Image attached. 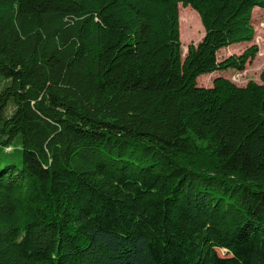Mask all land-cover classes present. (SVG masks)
I'll list each match as a JSON object with an SVG mask.
<instances>
[{"label": "trees", "instance_id": "trees-1", "mask_svg": "<svg viewBox=\"0 0 264 264\" xmlns=\"http://www.w3.org/2000/svg\"><path fill=\"white\" fill-rule=\"evenodd\" d=\"M205 35L182 59L181 7ZM264 0H0V264H264ZM225 251L226 257H220Z\"/></svg>", "mask_w": 264, "mask_h": 264}, {"label": "rangeland", "instance_id": "rangeland-1", "mask_svg": "<svg viewBox=\"0 0 264 264\" xmlns=\"http://www.w3.org/2000/svg\"><path fill=\"white\" fill-rule=\"evenodd\" d=\"M181 7L183 19V30L181 36L182 59L184 60L191 45L197 46L204 38L205 32L200 18L191 8ZM252 25L255 29V37L252 43H244L223 49L218 53V60L221 62L231 56H239L250 47L257 46L258 54L255 59L248 63L245 71H226L212 75H205L198 79L199 87L211 88L217 78H224L238 87H245L249 82L260 84V76L264 71V9H255L253 12ZM5 82L0 78V91L4 88ZM15 166L17 169L23 167V151L18 141L10 149L0 147V171L8 166ZM220 257H226L225 251L218 252Z\"/></svg>", "mask_w": 264, "mask_h": 264}]
</instances>
